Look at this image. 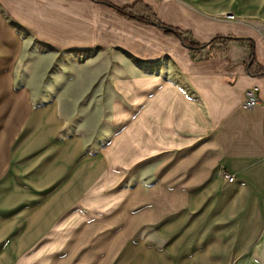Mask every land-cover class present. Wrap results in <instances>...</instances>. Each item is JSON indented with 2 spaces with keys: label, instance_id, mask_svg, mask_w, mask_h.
I'll list each match as a JSON object with an SVG mask.
<instances>
[{
  "label": "crops",
  "instance_id": "1",
  "mask_svg": "<svg viewBox=\"0 0 264 264\" xmlns=\"http://www.w3.org/2000/svg\"><path fill=\"white\" fill-rule=\"evenodd\" d=\"M142 1L200 44L241 40L192 51L95 0H0L6 264H54L78 228L88 235L100 225L128 240L112 264H245L234 255L248 250L263 263L264 0ZM228 12L235 18H224ZM22 32L50 48H113L131 58L123 54L128 75L113 77L118 129L94 153L85 137L60 136L65 122L56 102L34 104L19 70L28 43ZM253 86L259 102L244 106V90ZM153 158L157 179L124 184ZM224 172L234 180L226 182Z\"/></svg>",
  "mask_w": 264,
  "mask_h": 264
},
{
  "label": "rangeland",
  "instance_id": "2",
  "mask_svg": "<svg viewBox=\"0 0 264 264\" xmlns=\"http://www.w3.org/2000/svg\"><path fill=\"white\" fill-rule=\"evenodd\" d=\"M22 34H25L28 43L20 59L19 70L20 75L25 77L24 82L30 85L34 104L56 102L58 115L65 122L60 136L85 137V150L94 153L118 129L112 123L111 107L120 98L113 89V77L118 70L122 75H128V63H123L124 53L113 48L88 52L65 51L42 44L31 32ZM132 62L147 70L143 63L133 59ZM1 148L2 143L0 170L6 165L5 150ZM157 162L159 159L153 158L140 164L136 175L124 184L129 185L134 180L144 183L157 179L160 175ZM118 213L119 211L117 215ZM79 229L53 254L54 264H112L119 248L123 249L128 241L113 238L109 235L111 230L105 231L103 225H100L99 233L96 232L98 235L91 228L88 235H83ZM1 240L0 233V245ZM248 251L247 254H236L234 257L242 258L245 264H264V258L262 263L257 260V255L251 253V250ZM6 261L7 255H0V264H6Z\"/></svg>",
  "mask_w": 264,
  "mask_h": 264
},
{
  "label": "trees",
  "instance_id": "3",
  "mask_svg": "<svg viewBox=\"0 0 264 264\" xmlns=\"http://www.w3.org/2000/svg\"><path fill=\"white\" fill-rule=\"evenodd\" d=\"M95 1L105 3L106 5L114 9L116 12H118L120 15L128 19H135L140 22L150 23V24H153L159 27L166 35L175 36L179 38L181 42L184 45L188 46L192 51L195 49L201 48V47H209L210 53H211L213 52L214 49L216 50L224 49L231 40H241L240 38H235L233 36H217L207 43L200 44L194 41L188 32L180 28L164 24L157 17L153 8L142 0H136L133 3L125 5V6H115L111 4L108 0H95ZM248 41L253 51V48H252L253 43L250 39H248ZM251 64L253 65L254 62ZM256 70H258V68Z\"/></svg>",
  "mask_w": 264,
  "mask_h": 264
},
{
  "label": "built area",
  "instance_id": "4",
  "mask_svg": "<svg viewBox=\"0 0 264 264\" xmlns=\"http://www.w3.org/2000/svg\"><path fill=\"white\" fill-rule=\"evenodd\" d=\"M224 18L232 20L235 18L234 14L231 12L225 13ZM257 88L248 87L244 90V106L253 107L258 104ZM224 178L226 182H232L234 180V175L224 172Z\"/></svg>",
  "mask_w": 264,
  "mask_h": 264
}]
</instances>
